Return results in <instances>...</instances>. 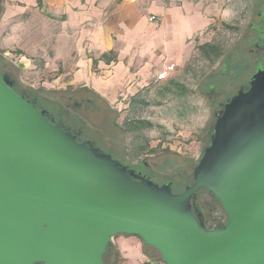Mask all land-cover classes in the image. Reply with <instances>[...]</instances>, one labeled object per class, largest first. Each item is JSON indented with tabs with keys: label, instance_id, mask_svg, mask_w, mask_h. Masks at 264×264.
I'll list each match as a JSON object with an SVG mask.
<instances>
[{
	"label": "water",
	"instance_id": "1",
	"mask_svg": "<svg viewBox=\"0 0 264 264\" xmlns=\"http://www.w3.org/2000/svg\"><path fill=\"white\" fill-rule=\"evenodd\" d=\"M137 167L148 165L115 158L0 71V264H106L119 235L164 264H264V69L215 112L191 182ZM201 191L226 222L206 227Z\"/></svg>",
	"mask_w": 264,
	"mask_h": 264
},
{
	"label": "rangeland",
	"instance_id": "2",
	"mask_svg": "<svg viewBox=\"0 0 264 264\" xmlns=\"http://www.w3.org/2000/svg\"><path fill=\"white\" fill-rule=\"evenodd\" d=\"M181 1L203 11L211 23L187 39L179 59H171L176 64V71L169 80L156 81L157 66L146 83L135 84L137 89L134 92L121 90L110 104L99 101L81 88L68 89L69 93L61 99L65 108L83 120L89 138L97 142L101 138L122 154L126 163L145 162L158 175L181 174L198 161L222 98L221 95H206L203 91H212L224 83L227 84L225 87L229 86V78L217 81L224 61H235L238 70L242 62L253 64L255 58L250 57L246 39L252 35L251 26L258 20V12L264 5V0ZM46 29L52 30L51 22ZM2 34L1 29L0 40ZM203 44H211L218 51H211L208 56L199 48ZM0 48L5 49L0 60L3 58L9 62L10 69L23 84L43 91L51 98H61L54 93L59 90L52 86L50 67H44L36 60L27 65L20 63L21 49L4 41L0 42ZM28 50L35 54L33 48ZM258 66L264 67V62ZM230 70V77L234 78L235 70ZM91 99L95 101L90 103ZM141 120L144 123H140ZM219 215L224 216V213L219 210ZM121 238V241L114 240L120 252L119 264H143L146 254L142 239L130 235H121ZM147 257L146 260H150ZM156 257L158 261L148 264H164L159 255Z\"/></svg>",
	"mask_w": 264,
	"mask_h": 264
},
{
	"label": "crops",
	"instance_id": "3",
	"mask_svg": "<svg viewBox=\"0 0 264 264\" xmlns=\"http://www.w3.org/2000/svg\"><path fill=\"white\" fill-rule=\"evenodd\" d=\"M3 6L0 42L21 49L20 63L36 60L52 69L54 88H88L109 104L121 90L146 83L158 66L156 79L211 23L181 0H3Z\"/></svg>",
	"mask_w": 264,
	"mask_h": 264
},
{
	"label": "trees",
	"instance_id": "4",
	"mask_svg": "<svg viewBox=\"0 0 264 264\" xmlns=\"http://www.w3.org/2000/svg\"><path fill=\"white\" fill-rule=\"evenodd\" d=\"M4 12V6H3V0H0V17ZM200 50L205 53L206 55H210L211 51H218V49L211 45V44H203L199 46ZM3 51L0 50V54ZM0 71L7 73L11 76V79L15 82V88L17 91L24 93L33 103H35L38 107L44 108L49 110V112L54 115L56 120L61 121L63 124L66 126L72 127L77 129L78 131H82V137H88L87 136V128L84 125V122L82 119L78 118L75 114L70 112L67 108L64 107L63 103L61 102V99H64L65 96L67 95V90L66 91H56L54 93L58 94L61 98H51L48 96L47 93L43 91H38L34 89L33 87L27 86L23 84L19 78L14 74V72L10 69L9 62L4 60H0ZM89 93L93 94L99 101H103L102 98L93 92L92 90L88 88H81ZM57 96V95H56ZM69 97L72 96V94L68 95ZM95 100H90V103L94 102ZM105 103V102H104ZM140 123H144L143 120L140 121ZM148 125H151L150 122H147ZM207 134V133H206ZM98 138L101 136L99 134ZM100 141V142H99ZM98 144L105 148L106 150L110 151L115 157H118L122 161H124V157L122 154H120L117 150H115L113 147L105 144L104 141L101 140V138L98 140ZM196 163L191 166L189 169L183 170L181 174H177L175 176L170 175V174H162L158 175L154 172L151 171V169L146 167V174L148 176H151L152 179L159 181V182H172L173 187L175 189H180L183 188L186 184L191 182L193 180V171L196 166ZM147 163L143 162L139 165H142L144 167ZM135 166V165H134ZM205 194H207L208 197H205ZM196 209L200 210L206 219V227L209 229L214 228V226L221 221L227 220L226 214L222 209V206L220 202L214 198L211 194H209L207 191H201L199 194V198L197 200ZM219 210L224 213V216L219 215ZM144 244V243H143ZM144 253L148 256L150 261H158V258L156 257L157 255L160 256L159 252L144 244ZM105 263L106 264H119L120 262V252L119 250L116 249V246L113 245L110 249L107 250L105 257H104ZM160 260L163 262L161 256ZM148 262H145L144 264H148ZM164 263V262H163Z\"/></svg>",
	"mask_w": 264,
	"mask_h": 264
},
{
	"label": "flooded vegetation",
	"instance_id": "5",
	"mask_svg": "<svg viewBox=\"0 0 264 264\" xmlns=\"http://www.w3.org/2000/svg\"><path fill=\"white\" fill-rule=\"evenodd\" d=\"M264 4V2H262ZM258 20L252 24L251 30L252 35L246 39L248 50L250 57H254L255 60L253 64L248 62H242L241 65L245 64L244 67L240 65L241 69H237V63L233 60L224 61L222 63V72L218 75V80L223 82L229 78L231 81L229 82V86L225 87L227 84L224 83L222 86H217L212 91H203L206 95L212 94L215 97L221 95L222 97L217 105L218 111H220L224 105L241 89L247 90L250 87V82L253 75L259 70L264 69V67H259L260 62H264V5L263 9L258 12ZM235 70L234 78H231L232 71L230 69ZM239 71V72H238ZM239 74V75H238ZM241 76V77H240ZM212 102V101H211ZM77 106L79 104L77 103ZM138 172H141L146 175L145 170L142 168H136Z\"/></svg>",
	"mask_w": 264,
	"mask_h": 264
},
{
	"label": "built area",
	"instance_id": "6",
	"mask_svg": "<svg viewBox=\"0 0 264 264\" xmlns=\"http://www.w3.org/2000/svg\"><path fill=\"white\" fill-rule=\"evenodd\" d=\"M152 19H155V16L152 17ZM176 70V64L174 63H168L166 64L163 69L157 74L156 79L157 81H164L168 79L172 73H174Z\"/></svg>",
	"mask_w": 264,
	"mask_h": 264
}]
</instances>
